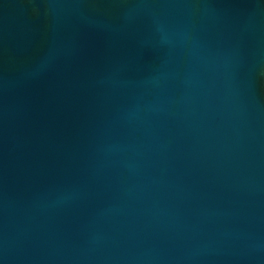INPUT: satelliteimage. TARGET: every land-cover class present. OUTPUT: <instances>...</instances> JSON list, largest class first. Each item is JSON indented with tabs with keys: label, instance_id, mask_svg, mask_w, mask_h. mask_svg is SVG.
<instances>
[{
	"label": "water",
	"instance_id": "obj_1",
	"mask_svg": "<svg viewBox=\"0 0 264 264\" xmlns=\"http://www.w3.org/2000/svg\"><path fill=\"white\" fill-rule=\"evenodd\" d=\"M0 264H264V0H0Z\"/></svg>",
	"mask_w": 264,
	"mask_h": 264
}]
</instances>
